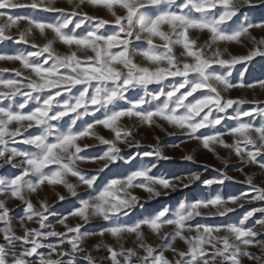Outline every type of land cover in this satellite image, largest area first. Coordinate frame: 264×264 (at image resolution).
<instances>
[{"label": "snow or ice", "instance_id": "snow-or-ice-1", "mask_svg": "<svg viewBox=\"0 0 264 264\" xmlns=\"http://www.w3.org/2000/svg\"><path fill=\"white\" fill-rule=\"evenodd\" d=\"M67 2L71 10L57 7L55 0H31L27 4L0 0V17H6L0 23V42L30 44L29 37L34 31L45 39L42 46L32 39L31 47L35 51L0 54V60L19 62L21 66L11 70L15 78H0V168L10 164L19 170L18 174L0 177V264H30L34 255L39 258V264H66L65 257H68L67 264H79L78 256L86 264H97V258L84 247L87 238L95 235L101 238L109 235L115 239L118 250L103 239L94 246L97 251L104 247L111 264H243L244 258L264 264V254L258 256L249 251L250 247H259L264 253V241L258 239L264 235V207L245 212L237 223L217 226H193L191 223L196 216L202 215L201 209L214 208L215 212L206 215L223 217L236 210L229 204L242 208L241 200L264 201V186L254 183L251 175L245 174L243 181L249 191L239 196L225 199L216 194L190 202L181 201L175 211L165 206L132 223H123L120 219L140 202L132 189L146 191L150 200L162 195L160 189L175 190L176 181L181 178L153 175L156 164L149 162L97 187L99 174L121 158L120 144L140 147L138 140L129 143L134 127L123 125V118L135 119L150 127L155 125L161 130L164 128L160 121H163L209 151L222 147L242 164L256 165L264 170V108L239 110L235 116L228 117V109L247 101L228 98L222 93L237 86L252 85H244L242 81L234 84L230 71L222 74L214 67L230 69L241 61L264 56L261 48L264 39L256 41L250 31L264 28V22L253 24L245 18L235 27L226 23L237 16L241 5L251 7V0ZM85 3L103 5L112 19L80 11ZM116 7L121 12L118 13ZM17 8L57 13L58 18L50 22L34 16L9 14L10 9ZM218 8L222 11L217 15L214 10ZM19 21L26 24L19 35L7 34L13 26L19 28ZM190 29L207 30L209 39L198 44L190 37ZM244 37L256 44L246 56L225 58L226 48H212L221 42L241 43ZM157 40L162 43H156ZM57 42L65 45L67 51L57 50ZM141 43L147 47H141ZM177 46L181 48L179 57L174 52ZM137 56L147 63L136 62ZM187 58H191V62ZM8 71L0 69V72ZM25 71L29 74L25 75ZM260 84L264 87V81ZM152 85L157 87L150 90ZM197 93L199 95L195 96ZM252 103L259 105L260 102ZM254 115L262 117L258 126L251 120ZM85 116L89 120L85 121ZM245 117L250 119L245 121ZM226 118L233 119L235 126L221 132L216 126ZM78 121L80 127H77ZM98 127L109 130L111 138L97 132ZM209 128L213 129L211 134L200 132ZM225 136H231V142ZM87 137L95 138L98 144L80 143ZM155 139L156 143L149 145L151 151L138 155L154 156L157 161L171 159L164 155L159 137ZM10 144L19 146L10 147ZM101 145L106 147L101 155L86 154L87 149ZM136 158L129 156L126 163L131 164ZM184 159L193 161L194 157L186 155ZM82 163L100 166L95 174L89 175L87 169L80 167ZM224 163L227 165L228 161ZM217 171L223 172L222 169ZM69 176L76 182H70ZM224 178L233 179L226 175ZM199 179L200 174L193 173L183 186L188 187ZM214 183H223V179L204 181L209 187ZM45 185L53 189L56 186L65 188L67 195L56 192L58 201L78 198V206L58 221L64 231L47 223L50 213L46 200L39 201L37 210L30 198L32 194L38 195V190ZM81 185L86 189L83 198L78 191ZM12 198L25 207L24 216L19 220L20 235L7 206V200ZM256 213L261 216L256 221L260 231L256 230V225L246 224ZM69 217H76L83 223L69 224ZM95 219L109 222V226L101 228L99 233L82 231L84 224ZM28 222H35L38 227L30 228ZM162 226H171L172 230L162 231ZM145 229L159 236L161 244L154 247L148 243ZM128 235L135 238L134 247H125L121 242ZM51 238H55V243H45ZM178 239L186 244V250L175 247ZM44 247L49 249L47 255L38 251ZM163 249L170 250L176 259H168Z\"/></svg>", "mask_w": 264, "mask_h": 264}, {"label": "rangeland", "instance_id": "rangeland-1", "mask_svg": "<svg viewBox=\"0 0 264 264\" xmlns=\"http://www.w3.org/2000/svg\"><path fill=\"white\" fill-rule=\"evenodd\" d=\"M13 2L20 4L30 3L31 0H13ZM78 0H74V3H77ZM57 7H63L68 10H71V6L68 4L67 0H55ZM251 7L247 5H241L240 11L237 13V16H234L232 20L227 21V25L235 27L236 25L242 23L245 18L253 24H258L260 22H264V0H251ZM80 11L87 12L90 15H96L99 17L112 19V17L108 14L103 5H90L85 3ZM116 11L119 13L121 10L116 7ZM217 15L221 8L214 10ZM9 14L19 15V16H34L36 18L45 19L47 21H54L58 18L57 13L43 12L40 10H32L31 8H17L10 9ZM6 20V17H0V23H3ZM19 28L13 26L10 32L7 34L12 36H18L19 30L23 29L26 24L24 21H19ZM72 26L70 25L69 28ZM111 26H109V31H111ZM166 30V29H165ZM78 32L81 30H77ZM251 35L256 38V41L260 39H264V28H253L250 30ZM189 35L191 38L196 39L198 44H203L206 40L209 39V33L207 30H195L190 29ZM49 38L51 37L50 31L48 32ZM34 38L35 43L37 45L42 46L45 43V39L40 36L38 31H34L33 36L29 37L30 44L16 43L13 41H3L0 42V54L13 55L20 51H35L36 49L31 47V41ZM241 43L231 42L225 44L221 42L219 45H213L212 48H216L217 46L223 50L227 49V53L225 54V58L229 56H246L249 51L256 46V44L249 39L248 37L242 38ZM140 43V42H137ZM156 43H162L160 41H156ZM141 47H147L146 44H140ZM55 47L60 52H66L67 47L62 43L57 42ZM261 48L264 49V45H261ZM174 52L177 57L181 52V48L179 46L174 48ZM210 54V50L209 53ZM136 62L146 64V61H143L140 56H137ZM189 62H191V58H187ZM19 62L15 61H7L0 60V69H9L8 72H0V78L4 79H12L15 78L14 73L11 71L12 69L20 68ZM216 70L220 73H226L230 71V79L234 84L239 85L242 81L244 85H252V87H240L237 86L235 88L229 89L226 92H223L222 95L228 98L233 99H243L247 101V103L243 105H233L232 108L227 110L228 117H232L236 115V112L239 110L249 111L253 107L264 108V87H261L260 82L264 81V56L257 55L253 57L251 60L241 61L236 63L233 67L226 68L222 66H214ZM29 72L25 71V75H28ZM168 83V82H166ZM157 86H150V90ZM2 88V86H0ZM143 94V93H141ZM198 96L199 93L194 94ZM189 99H192L191 97ZM259 101V105H255L252 102ZM98 117L100 114H97ZM223 115V114H221ZM85 121L89 120V117L85 116L83 118ZM245 121H248L250 118L245 117ZM252 122L255 125H259L262 117L259 115H254L251 118ZM123 125H127L129 127H134L133 136L129 140V143H134V141H140V147H128L127 144H120L121 148V158L116 161L114 165H111L109 169H106L104 172L99 174V179L97 181V187H102L108 180L127 175L131 170L141 165H147L149 162L156 164V167L152 169L153 175L156 176H165L170 179H174L176 177H180L181 181H176L177 187L175 190L172 189H160L162 195L159 197H154L152 199H148V193L140 188L132 189L133 193L140 197V202L132 207L131 211L128 212L127 215L122 216L121 222L123 223H132L135 220L148 216L149 214L160 210L162 207H169L173 211L177 208L178 204L181 201L190 202L195 199H200L202 197H211L216 194L221 195L223 198H227L229 196H239L243 192L249 191V186L243 181L246 180V175H251L254 178V183L264 186V170H260L258 166L252 164H242L235 155L229 156L228 151L222 147H216L215 151H209L208 149L203 148L201 144H199L195 140H190L186 135H182L176 128L171 127L160 121L163 125L164 130H161L160 127L148 126L146 124H139L135 119L123 118L121 121ZM81 124L78 121L77 127H80ZM235 126V121L230 118H226L222 121L221 125H217L216 128L221 132L226 131V129ZM30 132L34 131V129H30ZM101 135L111 138L112 133L104 129L103 127H98L96 129ZM213 129H201L200 132L204 134H211ZM168 133H174L173 135H169ZM159 137L160 146L163 150L164 155L170 157L171 159H160L157 161L156 157H141L138 153H143L147 151H151L149 145H153L156 143L155 137ZM225 139L231 142V136H225ZM80 143L87 144H98V141L95 138L87 137L80 141ZM11 146H19V145H9ZM106 150V147L101 145L95 148H89L86 150V154L90 156H99ZM186 155H192L194 157L193 161L185 160L184 157ZM129 156H137L136 160L131 164L126 163ZM258 159H262L258 157ZM227 160L228 163L225 165L224 161ZM16 163H19V159L16 160ZM100 165L97 163H82L80 167L88 170V174H95V170ZM243 168V172L241 171ZM218 169H222L223 172L217 171ZM18 169L13 168L10 164H4L2 168H0V177H8L11 175L18 174ZM193 173H199L200 179L194 181L188 187H184L183 184L187 183V177L191 176ZM232 177L233 179H226L224 176ZM69 181L75 183L76 180L74 177L69 176ZM223 179V183H214L210 187L204 184L206 180H216ZM159 187V186H157ZM39 191V194H32L31 199L33 204L37 210H39V201L46 200L49 206V215L47 223L54 227L58 231H64L63 226H61L58 221L69 212L73 211L75 207L78 206V198L70 197L64 201H58L56 192H60L62 194L67 195L66 190L63 186H56L54 189L50 186H42ZM81 194V198L84 197L86 189L84 186H80L78 189ZM166 192L167 194H163ZM240 204H243V207H237L236 205L229 204L230 207H235L236 210L234 212L228 213L226 216H209L206 215L208 212H215L214 208L201 209L202 215L196 216L191 222L193 226L196 224L206 225V226H217L225 223H237L239 219L245 214V212L251 210L252 208H260L264 207V201H252L248 202L247 199L239 201ZM7 206L11 210L10 215L12 217L13 226L16 229L18 235L22 234V229L19 226L20 217L24 216L25 207L21 201L18 199L12 198L7 200ZM261 216L259 213H256L253 218H250L249 221L246 222L247 226L253 227L256 225V221L260 220ZM83 223L76 217H69L67 223L76 224ZM2 226V225H0ZM27 226L30 228L38 227V224L35 222H28ZM109 226V222L95 219L92 220L88 224H84L82 231H86L89 233H99L101 228H106ZM171 226H162V231H171ZM256 230L260 231L258 225H256ZM223 233H221L222 235ZM145 236L148 243L152 244L154 247L161 244V240L159 236L153 234L148 229H145ZM101 239H103L104 243L112 244L114 247L116 245V241L109 235H105L101 238L98 235L90 236L87 238L84 247L91 252V254L97 258V264H111L109 257V253L104 249L103 246L97 251L94 249V246L100 243ZM259 240L264 241V235L258 237ZM124 243L125 247H134L135 246V238L132 235L125 236L121 241ZM45 243H55V238H51ZM175 247L179 250H186V244L177 240L175 242ZM160 248H157V251H160ZM165 251V256L170 259H176V256L167 249H163ZM39 252L47 255L49 249L47 247L38 249ZM249 251L256 253V255H262L259 247H250ZM143 255V252H140ZM53 258H55V254H53ZM67 264L68 257L64 258ZM79 264H86V262L82 259V257L78 256ZM30 264H39V258L35 257V255L30 258ZM243 264H258V261L249 260L244 258Z\"/></svg>", "mask_w": 264, "mask_h": 264}]
</instances>
